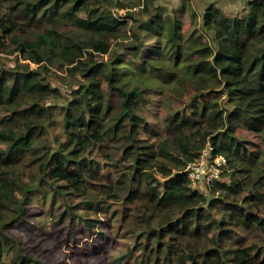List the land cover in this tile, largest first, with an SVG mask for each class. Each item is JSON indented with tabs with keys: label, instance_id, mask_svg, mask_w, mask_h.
Here are the masks:
<instances>
[{
	"label": "trees",
	"instance_id": "obj_1",
	"mask_svg": "<svg viewBox=\"0 0 264 264\" xmlns=\"http://www.w3.org/2000/svg\"><path fill=\"white\" fill-rule=\"evenodd\" d=\"M138 2L0 0V264H44L13 233L34 200L56 197L68 235L104 243L105 210L133 237L120 264H264V0L191 12L188 33L164 6ZM134 6L139 18L111 11ZM47 65L81 78L57 106ZM207 143L226 170L202 194L184 169Z\"/></svg>",
	"mask_w": 264,
	"mask_h": 264
},
{
	"label": "rangeland",
	"instance_id": "obj_2",
	"mask_svg": "<svg viewBox=\"0 0 264 264\" xmlns=\"http://www.w3.org/2000/svg\"><path fill=\"white\" fill-rule=\"evenodd\" d=\"M7 3L8 0H3ZM142 2V0H140ZM153 5H161L170 13H175L183 23V32L190 31L189 17L191 12H196L197 15L202 14L203 10L208 5H214L226 14H241L245 8L247 0H151ZM129 2V1H128ZM139 3L138 0H135ZM127 4V3H126ZM130 4V2H129ZM140 6H134L130 10H118L117 7H112L111 11L114 15H123L125 11L136 13L138 17ZM46 21V20H45ZM44 21V22H45ZM43 25L37 31L28 30L27 34L32 35L40 32L45 28ZM59 32L68 37L78 39L86 38L85 33H81L76 24H67L59 21ZM33 39L32 36H29ZM113 50L117 48L114 43ZM118 52H123L118 48ZM1 56L5 57V55ZM15 54L8 56L6 61L7 66H12ZM107 56H98V61L106 60ZM21 63H23L20 60ZM31 68H36L35 65L30 64ZM42 77L52 87L57 89L61 97L56 100H48L47 105L57 106L68 99L70 91L81 83L80 77H72L67 71L66 67L61 69L58 66L47 65V70L44 71ZM226 106V104H225ZM150 116L148 119L155 122L161 117L158 107L157 97H153L152 105L149 107ZM238 135L246 136L251 142L257 143V139L251 133L239 132ZM222 181V180H221ZM196 189V188H195ZM202 194H207V188H197ZM58 202V203H57ZM61 198L56 197V207H52L50 199L45 202L42 200H34L31 204V213L28 217V225L21 227L14 231L15 236H19L22 247H26L29 252L37 256L44 264H120L124 259L125 247L129 244L133 237H123L120 234L117 225L109 218V215L104 211L99 215L97 226L100 229L104 228L107 240L102 243L99 241L96 233L87 234L83 229L75 231V235H68L65 221L59 217ZM98 218V217H96ZM96 244L98 249L92 250V245Z\"/></svg>",
	"mask_w": 264,
	"mask_h": 264
},
{
	"label": "built area",
	"instance_id": "obj_3",
	"mask_svg": "<svg viewBox=\"0 0 264 264\" xmlns=\"http://www.w3.org/2000/svg\"><path fill=\"white\" fill-rule=\"evenodd\" d=\"M213 147L207 143L198 157L186 164L184 173L194 188H207L219 181L226 170V160L222 155L214 154Z\"/></svg>",
	"mask_w": 264,
	"mask_h": 264
}]
</instances>
